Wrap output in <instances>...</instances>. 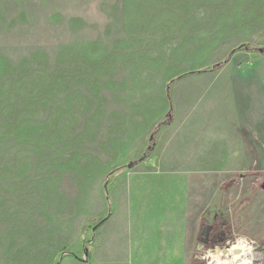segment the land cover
Instances as JSON below:
<instances>
[{
  "label": "rangeland",
  "instance_id": "374dc122",
  "mask_svg": "<svg viewBox=\"0 0 264 264\" xmlns=\"http://www.w3.org/2000/svg\"><path fill=\"white\" fill-rule=\"evenodd\" d=\"M261 49L264 0H0V264H264Z\"/></svg>",
  "mask_w": 264,
  "mask_h": 264
},
{
  "label": "bare ground",
  "instance_id": "6f19581e",
  "mask_svg": "<svg viewBox=\"0 0 264 264\" xmlns=\"http://www.w3.org/2000/svg\"><path fill=\"white\" fill-rule=\"evenodd\" d=\"M236 247L239 248V250L242 249L240 254L236 256L229 254L225 259L220 257L219 259H216L213 264H257L256 260L258 259V256H255L256 253H254L250 244L240 239V242Z\"/></svg>",
  "mask_w": 264,
  "mask_h": 264
},
{
  "label": "flooded vegetation",
  "instance_id": "af4514ba",
  "mask_svg": "<svg viewBox=\"0 0 264 264\" xmlns=\"http://www.w3.org/2000/svg\"><path fill=\"white\" fill-rule=\"evenodd\" d=\"M208 235H209L208 236L209 237L208 241L211 240V239H219L220 238V234L217 233V230L212 231Z\"/></svg>",
  "mask_w": 264,
  "mask_h": 264
},
{
  "label": "crops",
  "instance_id": "0c3cea01",
  "mask_svg": "<svg viewBox=\"0 0 264 264\" xmlns=\"http://www.w3.org/2000/svg\"><path fill=\"white\" fill-rule=\"evenodd\" d=\"M159 232H162V229H161V231H158V230H157V234H156L157 239L160 237V236H159V234H160Z\"/></svg>",
  "mask_w": 264,
  "mask_h": 264
},
{
  "label": "trees",
  "instance_id": "16d2710c",
  "mask_svg": "<svg viewBox=\"0 0 264 264\" xmlns=\"http://www.w3.org/2000/svg\"><path fill=\"white\" fill-rule=\"evenodd\" d=\"M260 52H261V53H264V49H261ZM206 243H208V241H207Z\"/></svg>",
  "mask_w": 264,
  "mask_h": 264
}]
</instances>
